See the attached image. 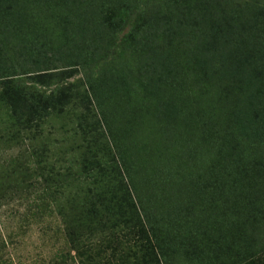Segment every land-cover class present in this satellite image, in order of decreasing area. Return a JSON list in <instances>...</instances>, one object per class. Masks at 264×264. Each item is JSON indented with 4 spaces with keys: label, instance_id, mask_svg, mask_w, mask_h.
Here are the masks:
<instances>
[{
    "label": "trees",
    "instance_id": "trees-1",
    "mask_svg": "<svg viewBox=\"0 0 264 264\" xmlns=\"http://www.w3.org/2000/svg\"><path fill=\"white\" fill-rule=\"evenodd\" d=\"M13 147L0 207L58 218L48 264H264V0H0Z\"/></svg>",
    "mask_w": 264,
    "mask_h": 264
},
{
    "label": "rangeland",
    "instance_id": "rangeland-1",
    "mask_svg": "<svg viewBox=\"0 0 264 264\" xmlns=\"http://www.w3.org/2000/svg\"><path fill=\"white\" fill-rule=\"evenodd\" d=\"M130 27L131 25L129 24L124 29V33ZM86 71L80 70L70 80L73 81L84 76ZM49 124L45 126V132L55 128L56 130L52 133L53 140L55 137L58 138V136L62 139V134L63 137H66L64 140L66 139L68 142L65 140V145L62 147L63 150H65L66 146L74 143L73 140H69L71 134L67 133V127L60 128L59 124ZM27 144L28 142L26 141L25 145ZM62 149L60 148L59 151L61 152ZM20 150L14 147L4 150L0 157L1 159L8 158L13 154H17ZM72 155L73 153L71 152L70 156ZM20 203L14 200L0 207V236H7L6 239L10 237L13 241V244H10L8 248L9 254L7 255L12 258V264H48L60 249H63L68 254L70 248L69 240L65 232L61 231L58 218L55 215L45 217V219L27 218L26 202Z\"/></svg>",
    "mask_w": 264,
    "mask_h": 264
}]
</instances>
